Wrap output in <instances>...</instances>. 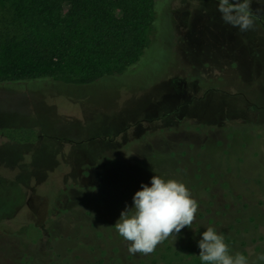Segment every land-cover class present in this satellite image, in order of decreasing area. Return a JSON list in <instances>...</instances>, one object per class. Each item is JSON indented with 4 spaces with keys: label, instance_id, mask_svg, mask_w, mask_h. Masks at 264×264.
<instances>
[{
    "label": "rangeland",
    "instance_id": "374dc122",
    "mask_svg": "<svg viewBox=\"0 0 264 264\" xmlns=\"http://www.w3.org/2000/svg\"><path fill=\"white\" fill-rule=\"evenodd\" d=\"M139 1L142 7L149 2ZM153 3L150 43L122 74L82 86L51 79L0 82V126H31L38 134L33 143L0 137V264H49L46 248L69 229L79 238L56 242V250L74 246L90 255L89 246H110L123 257L125 250L114 249L120 240L113 233L125 206L122 191L115 189L110 202H82L101 198L100 185L121 181L127 193L134 191L136 182L126 177L155 155L172 152L179 166L172 153L158 164L169 171L155 169V175L188 184L196 166L225 171L228 210L238 204L245 219L256 223L253 232L239 235L236 252L249 264H264L257 259L264 253V0L252 1L255 24L245 32L221 19L218 0ZM12 25L6 21L0 31L10 29L19 40L24 28ZM148 32L142 26L141 39ZM9 41L13 46L11 35ZM105 57L110 66L114 58ZM15 59L0 56V71ZM41 63L37 70L62 66L57 58ZM71 215L81 222L77 231ZM183 242L171 237L152 262L137 255L144 264H202L200 250ZM54 262L65 264V258ZM83 262L79 256L69 264Z\"/></svg>",
    "mask_w": 264,
    "mask_h": 264
},
{
    "label": "trees",
    "instance_id": "16d2710c",
    "mask_svg": "<svg viewBox=\"0 0 264 264\" xmlns=\"http://www.w3.org/2000/svg\"><path fill=\"white\" fill-rule=\"evenodd\" d=\"M139 2V0H0V4L3 5H0V25L6 21H11L15 28H24V35L19 40L13 36L15 34L10 33V29L8 32H5L6 30L0 31V56L18 59L6 63V68L3 69V72L0 71V82L51 79L66 85L82 86L108 76L122 74L127 69L128 64L138 60L150 43L149 36L152 34L155 18V1L150 4L149 0L145 7H142V4L139 5ZM113 9L118 10L117 15ZM145 25L148 26L149 32L147 33L148 37L143 40L140 29ZM262 26L264 28V23ZM44 32L49 33L51 37L42 36ZM10 35L16 47L11 46ZM127 52L129 53L127 54ZM105 55L109 56V59L114 58V62L112 64L110 62V66ZM53 58L60 60L62 66L56 65L54 69H51L43 64L44 69L37 70L41 67V62ZM71 62L75 64L74 68L66 65ZM0 137L17 143H33L38 138V134L31 126H0ZM200 150H204L208 155L206 148L201 147ZM172 153L155 155L152 163L142 164L140 172L131 169V172H137L134 175L136 178L129 176L126 179L128 178V181L133 183L136 182L134 191L130 190L127 193L124 189L126 186L120 184L121 181L110 183L111 185H100L97 189L103 192L101 198L85 200L82 203L87 201L99 202L102 199H108L110 202L111 196L115 193L114 190L119 188L125 196V206L131 208L133 206L132 197L136 191L140 190L141 184L151 186L150 181L151 177L155 175L153 173L155 169H159L162 173L169 171L167 166L160 168L158 164L164 165L165 158L169 159ZM190 156L188 159L193 161V155ZM207 158L213 162L209 155ZM172 162L179 166L181 160L176 156ZM176 170L179 171V169L174 171L176 172ZM189 171V183L185 185L190 190L192 197L198 202L199 208L192 227L181 229L176 234V238L183 239V243L195 251V249H199L198 241L202 239V233L208 227H214L218 233L224 235L228 245L230 242L231 253H236L239 244L242 242L239 235L253 232L256 223L251 225L245 219L241 212L242 208L238 204L235 208L232 206L231 210H228L231 205L226 202V197L230 194L231 185L221 179L226 177L224 170H220V173L205 172L201 170L200 166H196ZM138 176L142 179L138 180ZM215 186L223 189L222 195L217 193ZM120 205L121 203L117 207ZM244 206L246 204L243 203ZM71 216L73 218L71 227L76 228L77 231L76 224L81 225V222L75 220L73 215ZM99 216L102 218V215ZM252 218L254 217L252 216ZM117 221L113 222V226ZM68 231L65 235L52 241L46 248L45 256L49 259V264L55 263L54 261H58L61 256H64L65 264H69L71 259L79 256L84 257L83 264H107L106 262L110 259L113 262L111 264H118L120 261V264L146 263L137 254H129L127 250L129 242L125 241L116 230L113 233L115 236L118 235L120 247L115 246L114 249L116 251L118 249L125 250L123 257L114 254L110 246L94 247L95 249L89 246L86 249L91 252L90 255L85 250L82 252L74 251V246H68L63 251L61 250L62 252L56 250V242L58 243L64 238H79V234H75L71 229ZM170 240L171 237L161 243L162 245L157 246L160 248V253H163V251L161 252L162 246L165 247L167 243L170 244ZM70 251L71 254H68ZM154 252L141 256H145L146 260L152 262L151 259L155 256Z\"/></svg>",
    "mask_w": 264,
    "mask_h": 264
},
{
    "label": "clouds",
    "instance_id": "9594fccd",
    "mask_svg": "<svg viewBox=\"0 0 264 264\" xmlns=\"http://www.w3.org/2000/svg\"><path fill=\"white\" fill-rule=\"evenodd\" d=\"M252 0H218L217 11L221 19L241 32L252 30L255 24ZM151 186L141 184L132 197L133 206H125L116 232L129 242L131 255H149L169 237L176 238L181 229L192 227L198 212V202L187 186L176 179L151 177ZM202 264H249L242 253L232 254L225 237L214 227H208L198 241ZM264 261V253L257 257Z\"/></svg>",
    "mask_w": 264,
    "mask_h": 264
}]
</instances>
